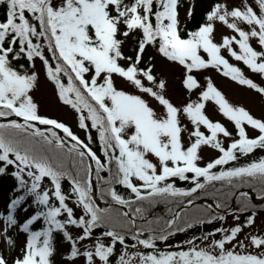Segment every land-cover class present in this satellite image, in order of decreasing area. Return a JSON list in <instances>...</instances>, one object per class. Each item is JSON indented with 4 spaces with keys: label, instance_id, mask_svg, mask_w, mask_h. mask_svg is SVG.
<instances>
[{
    "label": "snow or ice",
    "instance_id": "1",
    "mask_svg": "<svg viewBox=\"0 0 264 264\" xmlns=\"http://www.w3.org/2000/svg\"><path fill=\"white\" fill-rule=\"evenodd\" d=\"M198 8L0 0V264H264V112L214 78L264 99V0Z\"/></svg>",
    "mask_w": 264,
    "mask_h": 264
},
{
    "label": "rangeland",
    "instance_id": "2",
    "mask_svg": "<svg viewBox=\"0 0 264 264\" xmlns=\"http://www.w3.org/2000/svg\"><path fill=\"white\" fill-rule=\"evenodd\" d=\"M169 75L171 76L172 74L169 73ZM214 78L217 86L220 87L222 91H224L230 101L237 104H243L257 115H259L261 112H264V99H262L257 93L240 88L234 83L229 82L219 76H214ZM38 95L43 98V107L45 111H47L50 115L60 118L69 123L70 126L73 127L74 131L77 130L76 125L72 120L71 114L68 113L66 109H62L56 104L54 98L51 96L50 88L42 86ZM170 95L173 96V99H178L180 97L179 88H173V90L170 92ZM80 134L83 135L82 133ZM230 221L231 218L229 217V222ZM4 249V237L0 235V250Z\"/></svg>",
    "mask_w": 264,
    "mask_h": 264
},
{
    "label": "trees",
    "instance_id": "3",
    "mask_svg": "<svg viewBox=\"0 0 264 264\" xmlns=\"http://www.w3.org/2000/svg\"><path fill=\"white\" fill-rule=\"evenodd\" d=\"M207 3H208V0H200V8H202ZM200 8H198L196 19H199V11H200ZM0 208H2V203H0ZM159 210H162V209H158V211ZM9 234L11 235V233H9Z\"/></svg>",
    "mask_w": 264,
    "mask_h": 264
}]
</instances>
